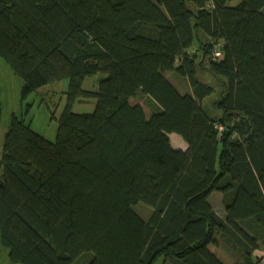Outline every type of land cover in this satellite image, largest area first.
Wrapping results in <instances>:
<instances>
[{"label": "trees", "instance_id": "trees-1", "mask_svg": "<svg viewBox=\"0 0 264 264\" xmlns=\"http://www.w3.org/2000/svg\"><path fill=\"white\" fill-rule=\"evenodd\" d=\"M0 58L22 99L68 80L54 142L15 114L4 134L12 263L260 264L264 0H0Z\"/></svg>", "mask_w": 264, "mask_h": 264}, {"label": "rangeland", "instance_id": "rangeland-1", "mask_svg": "<svg viewBox=\"0 0 264 264\" xmlns=\"http://www.w3.org/2000/svg\"><path fill=\"white\" fill-rule=\"evenodd\" d=\"M215 55H218L219 53ZM176 75V78L174 76ZM167 76L172 82L177 84L180 90L181 76L177 74L168 73ZM101 75L98 76V78ZM96 76L87 77L82 82V88H93L96 83ZM184 83V82H183ZM22 86V80L17 77L10 66L0 58V104H1V121H0V157L2 151V144L4 139V134L8 129L10 119L12 114L21 116L24 118L25 122L30 125V127L42 135L45 139L54 142L57 126L58 117L66 102V92L68 90V80L61 79L58 81L51 82L36 91L29 93L25 98H21L20 89ZM214 98L211 97L207 101H211ZM138 100L147 101L144 96H139ZM145 105V104H144ZM95 100L89 99L86 101H75L72 106V111L76 113L91 112L94 109ZM146 106V105H145ZM170 143L174 148L181 149L183 145L181 139L175 135H169ZM179 146V147H176ZM1 175V167H0ZM218 193L212 194L210 198L211 203L218 208L217 203ZM142 215L149 212L150 208L142 203H138L133 206ZM149 209V210H148ZM8 250L3 247L0 243V264H17L12 263L8 259ZM79 264L86 263V257L79 258ZM156 264H163V260L160 259Z\"/></svg>", "mask_w": 264, "mask_h": 264}, {"label": "crops", "instance_id": "crops-1", "mask_svg": "<svg viewBox=\"0 0 264 264\" xmlns=\"http://www.w3.org/2000/svg\"><path fill=\"white\" fill-rule=\"evenodd\" d=\"M179 137V136H178ZM180 138V137H179ZM181 139V138H180ZM181 142H182V146H181V149H185L186 148V144L184 143V141L181 139ZM176 147H179V146H176ZM217 194V193H216ZM212 197V196H211ZM220 194H218V201H217V203H218V205H219V207L218 208H220L221 207V201H220ZM218 208H216V209H218ZM255 256L256 257H260L261 258V262H260V264H264V250H262V249H260V250H257L256 251V253H255Z\"/></svg>", "mask_w": 264, "mask_h": 264}, {"label": "built area", "instance_id": "built-area-1", "mask_svg": "<svg viewBox=\"0 0 264 264\" xmlns=\"http://www.w3.org/2000/svg\"><path fill=\"white\" fill-rule=\"evenodd\" d=\"M216 54H218V53H216Z\"/></svg>", "mask_w": 264, "mask_h": 264}]
</instances>
